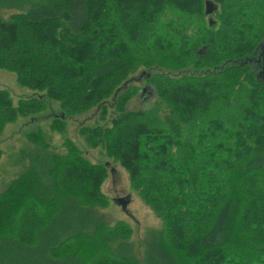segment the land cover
<instances>
[{"label": "trees", "instance_id": "trees-1", "mask_svg": "<svg viewBox=\"0 0 264 264\" xmlns=\"http://www.w3.org/2000/svg\"><path fill=\"white\" fill-rule=\"evenodd\" d=\"M0 67L33 89L0 87V132L54 100L107 156L65 136L6 183L0 264H264V0H0ZM108 161L162 219L139 252L98 220Z\"/></svg>", "mask_w": 264, "mask_h": 264}, {"label": "rangeland", "instance_id": "rangeland-1", "mask_svg": "<svg viewBox=\"0 0 264 264\" xmlns=\"http://www.w3.org/2000/svg\"><path fill=\"white\" fill-rule=\"evenodd\" d=\"M4 10L3 13L7 15L10 11ZM141 85V82H136ZM143 84V83H142ZM0 87L4 88L11 97L12 103H16L18 98H25L30 95L33 89L19 84L14 76V73L6 68L0 67ZM144 89L137 92L135 96L129 99L128 107L135 108L143 106V103L150 97V92H145ZM38 113L26 116H16L12 121H8L0 132V190L6 183L19 172L30 164L31 159H36L37 155H44L46 152L57 151L61 152V140L67 136L72 139L78 147L84 151L85 156L90 162H100L107 159L104 151L100 147H87L83 143V139L77 131L78 122L85 118L84 115L77 116L75 119L65 117V131L49 130V122L54 114L59 113L57 102L54 100H46ZM52 115V116H51ZM99 118L98 116H87L83 120L84 123H94ZM107 121V119H106ZM39 128L41 139L37 142H47L46 147L41 148L38 144L31 143L26 138V133L30 130H37ZM63 134V136H62ZM109 166H111L109 168ZM106 172L100 189L104 193L106 202L104 204H96L98 220H101L102 225L113 224L116 220H124L129 225V240L136 251L141 250V239L144 231L147 228L160 229L162 226V219L157 211L153 210L139 194L130 186L127 173L123 167L118 163H111L108 161ZM127 196L128 202L125 208H122L117 203L115 198L117 196ZM34 230H30L33 234ZM190 232H192L190 230ZM26 234V232H25ZM29 235V234H28ZM113 239V238H112ZM111 239V240H112ZM110 238L106 240L108 242Z\"/></svg>", "mask_w": 264, "mask_h": 264}, {"label": "water", "instance_id": "water-1", "mask_svg": "<svg viewBox=\"0 0 264 264\" xmlns=\"http://www.w3.org/2000/svg\"><path fill=\"white\" fill-rule=\"evenodd\" d=\"M205 10H206L207 12L211 10L210 5H209L208 3H206V2H205ZM211 21H212L211 17H208V23H210ZM211 39H212V38L209 37V40H208V41H210ZM206 45H207V44H203L202 46H200V47L197 49V52H198V53L203 52L204 49H205V47H206ZM144 88H145V86H142V87H141V90L144 89ZM115 200L117 201L118 204H120V206H121L122 208H125V205H126V203L128 202V197H127V196H124V195H122V196H117V197L115 198Z\"/></svg>", "mask_w": 264, "mask_h": 264}]
</instances>
